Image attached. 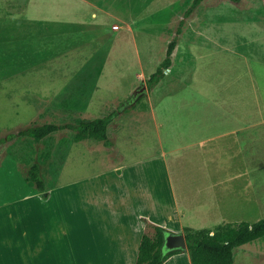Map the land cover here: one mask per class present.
Returning a JSON list of instances; mask_svg holds the SVG:
<instances>
[{
    "label": "rangeland",
    "instance_id": "1",
    "mask_svg": "<svg viewBox=\"0 0 264 264\" xmlns=\"http://www.w3.org/2000/svg\"><path fill=\"white\" fill-rule=\"evenodd\" d=\"M191 2L0 0V137L29 126L72 124L118 111L109 129L110 150L95 140L73 142L69 128L42 145L22 139L5 144L0 153V205L20 201L16 204L36 202L51 207L44 210L46 222H41L40 229L47 232L52 214L62 218L70 229H55L64 234V240L67 235L71 253L77 252L79 237L86 234V244L106 242L107 247L113 246L116 260H133L142 235L151 233L140 220L166 219L161 213L171 205L172 189L180 184L189 189L195 177L198 181L196 173H205L204 160H191L196 155L190 143L195 135L209 130L205 122L203 129L191 128L190 123L193 114L201 118L211 111L204 104L206 108L193 104L199 102L192 94L194 87L208 85L224 97L218 102L231 104L229 114L262 122L247 125L242 136L237 133L229 141L214 144L219 153L225 146L229 150L215 161L217 165L227 159L228 176L210 179L209 190L215 195L222 189L230 194L221 198L224 203L225 198L229 200L228 206L224 204L228 210L223 222L238 220L235 214L242 211L233 209L232 203L242 197L259 201L255 210L244 211L243 221L252 224L264 217V0H203L184 18ZM180 21L183 25L173 65L149 89L146 81L165 57ZM259 69L262 74L256 84L261 113L247 94L250 89L243 78ZM141 87L144 91L131 98ZM245 93L246 108L241 106ZM194 107H200L199 112L193 113ZM209 127V132H216L215 126ZM30 148L31 160L40 164L44 192L26 182L29 166L22 159ZM42 151L49 152V158L40 161ZM163 152L168 155L166 172ZM146 194L152 208L148 218L147 209L140 207ZM129 200L136 203L130 201L128 213L122 214L125 208L121 210L117 202L124 205ZM132 208L133 213L129 212ZM8 209L3 213L11 217L7 232L13 233L15 211ZM25 212L23 217L29 218ZM176 215L168 225L179 234V226L187 227L189 221L181 212ZM214 221H204L202 229L215 230L217 226L210 225ZM24 228L29 227L21 225L16 231ZM109 236H115L116 243ZM187 254L177 255L185 258ZM123 255L126 259L120 258ZM70 260L71 264L76 261ZM167 264H175V260ZM233 264H264V237L235 249Z\"/></svg>",
    "mask_w": 264,
    "mask_h": 264
},
{
    "label": "crops",
    "instance_id": "2",
    "mask_svg": "<svg viewBox=\"0 0 264 264\" xmlns=\"http://www.w3.org/2000/svg\"><path fill=\"white\" fill-rule=\"evenodd\" d=\"M249 63V62H248ZM261 70H257L255 75L248 74L247 76H244V81L248 83L249 92L247 93L249 96L253 98L254 104L257 107V111L259 113L262 112L261 104L258 102L259 99V89L256 84V79L261 77L260 73ZM240 87H243L242 85H239ZM205 89H197V87H194V91H192V94L195 98H199V102H194L193 104H204L211 109V111L207 112V115H202L201 118L198 116L192 115L191 118V125L190 127H194V129H203L204 125H201L203 122H205V129L210 131L209 126H215L213 129L216 132H205L202 133L200 136L195 135L194 139L191 138L192 143H190L191 148L193 149V152L196 156L192 157L191 160H203L206 162L204 164V170L205 173H196L197 180L195 181L196 177L192 175V178L195 177L194 182L190 185V188L187 189L183 186V184H180L178 187H174L171 191V205L165 206L162 208L161 215H164L163 217L166 219L161 220L160 222H149L159 225L166 230H170L172 233L178 232V230H175L172 228L168 223L170 221L168 220H175L177 218V213L181 212V217L185 220L186 218L189 221L188 228L192 229H202L205 228L201 226V224L204 221H209L211 218L216 219V221L211 222V226H219L223 225L224 223L227 224L229 222L228 220L223 222V219L225 215L227 214V208L224 204L228 206L229 200L228 198H225V203L223 199V194L227 197L230 195L227 193L224 189L219 191L217 195H215L212 191L209 190L208 185L211 183L210 179L214 177L223 178L226 173V166L224 159V162L222 164L215 165L216 159L221 155L224 156L228 154L227 147L225 146V149L219 150L214 146L216 142H226L229 141V136H235L237 133L242 136L240 132L246 130L249 128L247 125H261L260 123H252L250 122V119L248 117H243V120L239 118L238 116H233L229 114V108L231 107V104L227 102L226 100H221L220 102L217 101V99L224 98L214 91V87L212 86H203ZM199 88V87H198ZM244 88V87H243ZM247 94H243V97L239 95V97L243 98V101L241 103V106H246L245 102V96ZM195 98L193 101H195ZM203 105V107H204ZM240 106V107H241ZM195 112H199L200 107H194ZM206 108V107H204ZM235 110V107H233ZM246 108V107H244ZM264 117V116H263ZM257 120V119H256ZM255 121V120H254ZM209 122V124H207ZM232 125V126H231ZM218 126L219 128H217ZM231 126V127H230ZM237 128V129H236ZM197 131V130H194ZM226 151V152H225ZM218 153V154H217ZM162 160L163 165L165 166L164 170L167 171L166 167V152L162 153ZM210 169V170H208ZM195 174V175H196ZM228 176V173H226ZM178 177H184V174L178 173ZM185 178V177H184ZM229 192V191H228ZM147 194H149L147 192ZM145 195V198H142L143 201L140 202V206L142 209L147 211L145 212V216L147 217L149 215V211H151L150 206V199L148 195ZM249 194L247 191H245V195ZM221 195V196H220ZM220 196V197H219ZM149 199L148 205L147 200ZM118 201V199H116ZM256 200V201H255ZM258 198L250 199L248 197H242L241 199H237L238 202L232 203L233 209H237L238 211H242L239 215L238 213L235 214V217L238 219L237 221H233L234 223H240L245 222L243 219H245L244 211L256 209L254 204H259L257 201ZM132 200H129L128 204L125 203L124 205H120L117 202V205H119L123 210L125 208V212H121L122 214L128 213L126 208H128L131 204ZM14 202V201H13ZM20 201H15L14 203H9V201L3 205H0V264H71L70 258L73 257L76 259L73 264H134L136 256H134L133 260H129L126 262L119 261L120 259H117V255L115 250L113 249V246L107 247L104 244H96L95 240H91L88 244L86 242L88 241L86 234L84 236L79 237L80 239V246L79 249H77V252L72 253L69 251L67 246L69 245V241L66 239L64 240V234L57 232L55 227L58 229L65 227L66 231L70 229L69 225H67L64 221H62L56 218L50 219L51 222L49 223V228L47 229V232L45 229H40V225L42 222L45 223V216L46 213L44 210H51V207L43 208L38 203H21L23 205L16 204ZM152 202V201H151ZM132 203H136L135 200ZM144 204L146 206L144 207ZM137 205V204H136ZM40 206V207H39ZM49 206V205H48ZM230 206V205H229ZM9 208V209H8ZM10 208L14 209V216H13V229L14 232H7L9 230V226L11 224V217L6 218L4 211L7 212L10 210ZM135 208V207H134ZM134 208L130 209L129 212L133 213L135 210ZM154 208V207H153ZM231 208V207H230ZM159 210V207L156 208ZM20 210V211H19ZM170 210V211H169ZM27 211V214L30 215L29 218H24L22 215V212L24 213ZM38 212V215L41 217L37 218L36 214ZM168 211V212H167ZM26 214V212L24 213ZM238 215V216H237ZM135 216V214H134ZM131 219V221L134 219ZM176 216V217H175ZM56 217V216H55ZM172 217V218H171ZM148 218V217H147ZM199 219V220H198ZM130 220L126 221L125 218H123V222L129 223ZM258 221V220H257ZM133 223V222H131ZM231 223V222H230ZM248 223V222H247ZM250 224V223H249ZM27 226L29 228L23 229L21 231H16L17 227ZM132 225V224H131ZM4 227V228H1ZM183 226H179V230H183ZM207 228V227H206ZM213 228V227H211ZM210 228V229H211ZM45 231V232H43ZM63 231V230H62ZM67 234V232H66ZM110 237V236H109ZM119 238V237H118ZM110 239L116 243V237H110ZM121 239V238H119ZM107 241V240H105ZM122 244L126 245L127 242H125V239L122 240ZM95 242V244H94ZM63 243L65 246H63ZM92 244L91 247L89 245ZM99 245V246H98ZM104 245V246H103ZM102 246L103 249H99V247ZM116 247V245H114ZM139 243L136 245V255H137V249H138ZM86 248L89 249V251L86 250ZM135 255V254H134ZM127 255L120 256V258L125 257L126 259ZM69 258V259H68ZM181 259L184 260V264H190L189 256L188 254L185 256L175 255L169 258L164 264H167L170 260H175V264H178V262H181Z\"/></svg>",
    "mask_w": 264,
    "mask_h": 264
},
{
    "label": "trees",
    "instance_id": "3",
    "mask_svg": "<svg viewBox=\"0 0 264 264\" xmlns=\"http://www.w3.org/2000/svg\"><path fill=\"white\" fill-rule=\"evenodd\" d=\"M230 1L240 2V0ZM202 2L203 0H192L184 13V18H188ZM182 25L183 21H180L179 27L176 29V36L167 44L165 57L155 72L147 79L146 84L149 89L157 86L164 78L165 72L172 67ZM117 114V110H111L98 117L75 120L72 124L64 121L61 124L50 122L40 126L26 127L0 137V153L8 142L22 139L36 145H42L58 131L67 128L72 131L71 139L73 142L95 140L102 142L104 147L110 150L112 143L109 140V129ZM32 152L31 148L28 149L22 159V162L29 166L26 182L29 187L44 192L46 187L40 175V164L39 161L31 160ZM48 158L49 152L47 151H42L38 156L40 161ZM140 221L144 227L151 230V233L142 235L134 264H164L172 256L183 252L177 249L169 250L165 247V237L172 234L171 232L147 220L141 219ZM182 234L185 238L190 264H233V251L235 249L264 237V217L252 224L240 222L219 225L213 231L185 227Z\"/></svg>",
    "mask_w": 264,
    "mask_h": 264
},
{
    "label": "water",
    "instance_id": "4",
    "mask_svg": "<svg viewBox=\"0 0 264 264\" xmlns=\"http://www.w3.org/2000/svg\"><path fill=\"white\" fill-rule=\"evenodd\" d=\"M144 87L139 88L138 90L134 91L131 95V98L136 97L137 95L141 94L144 91ZM165 247L169 250H182L186 251V242L184 235L182 233L179 234H168L165 237Z\"/></svg>",
    "mask_w": 264,
    "mask_h": 264
}]
</instances>
